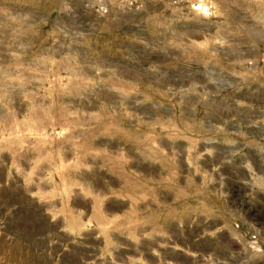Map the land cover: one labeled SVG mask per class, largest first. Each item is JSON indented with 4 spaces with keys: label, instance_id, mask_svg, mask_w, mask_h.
<instances>
[{
    "label": "rangeland",
    "instance_id": "rangeland-1",
    "mask_svg": "<svg viewBox=\"0 0 264 264\" xmlns=\"http://www.w3.org/2000/svg\"><path fill=\"white\" fill-rule=\"evenodd\" d=\"M0 264H264V0H0Z\"/></svg>",
    "mask_w": 264,
    "mask_h": 264
}]
</instances>
